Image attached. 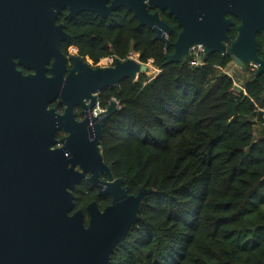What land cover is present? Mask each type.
Returning <instances> with one entry per match:
<instances>
[{
	"label": "water",
	"instance_id": "1",
	"mask_svg": "<svg viewBox=\"0 0 264 264\" xmlns=\"http://www.w3.org/2000/svg\"><path fill=\"white\" fill-rule=\"evenodd\" d=\"M107 1L0 0V264H111L151 194L144 188L129 194L125 180L103 160L100 139L116 104L96 117L86 112L92 113L99 93L135 82L148 65L127 58L93 68L72 55L67 71L60 47L70 36L56 24L63 9L69 18L83 12L106 17L123 6L165 50L173 48L167 63H181L199 47L202 57L229 55L242 72L253 65L255 76L264 74V47L259 51L256 41L264 34V0H159L180 28L172 44L166 37L171 29L158 12L146 11L145 0H113L105 7ZM227 15L239 22L233 40ZM16 66L32 73L23 75ZM55 101L64 106L62 113ZM75 107L83 108L82 122L75 121ZM61 131L66 136L58 142ZM81 181L98 196L108 195L110 204L99 210L91 202L86 217L74 210Z\"/></svg>",
	"mask_w": 264,
	"mask_h": 264
},
{
	"label": "trees",
	"instance_id": "2",
	"mask_svg": "<svg viewBox=\"0 0 264 264\" xmlns=\"http://www.w3.org/2000/svg\"><path fill=\"white\" fill-rule=\"evenodd\" d=\"M63 26L64 52L93 65L135 54L158 70L100 96L102 107L111 97L119 102L100 139L105 164L129 194L151 190L111 264H264V74L239 77L231 56L217 52L198 66L191 57L167 63L173 48L165 52L125 10L83 12ZM173 26L171 43L180 31ZM228 36L235 38V26ZM256 41L260 51L264 34ZM234 86L242 88L238 96ZM74 196V210L84 214L92 201L99 209L110 201L83 181Z\"/></svg>",
	"mask_w": 264,
	"mask_h": 264
},
{
	"label": "flooded vegetation",
	"instance_id": "3",
	"mask_svg": "<svg viewBox=\"0 0 264 264\" xmlns=\"http://www.w3.org/2000/svg\"><path fill=\"white\" fill-rule=\"evenodd\" d=\"M112 1L113 0H108L106 3H105V7H110L111 6V4H112ZM165 0H162V2H164ZM232 3H233V1L234 0H230ZM145 9H146V11L149 13V14H153V13H155V12H158L159 13V15H160V18H161V20L171 29V32H170V34L168 35V36H166L167 37V39H168V41H169V43L170 44H172L171 42H170V37L173 35V33H174V26H173V22H175L176 23V21L174 20V18L172 17V16H169L168 15V13H167V10L166 9H160L158 6H159V4L161 3L159 0H154L153 1V5H151V4H149L148 2H147V0H145ZM118 10H125L126 12H129V13H131L130 11H128L126 8H124L123 6H120V7H116V8H114V9H111L110 10V14L112 15V13L113 12H115V11H118ZM81 14V13H80ZM132 14V13H131ZM67 15H68V9L67 8H65V9H63L62 10V12H61V14L60 15H58V17H57V20H56V24H62L63 25V21L65 20V19H73V18H69V17H67ZM79 15V14H78ZM110 15V16H111ZM63 16V17H62ZM110 16H106V17H110ZM132 16H133V14H132ZM227 18H231V20H232V23H233V27L235 26H237L238 24H239V22H238V24H235V21H233L234 19H236V18H234V17H231V16H229V15H227L226 16ZM62 18V19H61ZM75 18V17H74ZM60 20V21H59ZM237 20V19H236ZM238 21V20H237ZM177 24V23H176ZM178 26V25H177ZM179 27V26H178ZM232 28V27H231ZM230 28V29H231ZM63 29H64V26H63ZM179 33V32H178ZM63 43H65V42H63ZM62 43V44H63ZM62 44H61V46H62ZM165 46V45H164ZM171 47V46H170ZM169 47V48H170ZM172 48V47H171ZM60 51H61V53H63V55L66 57V59H67V61H66V65H67V71L68 70H70L71 69V67H72V62L69 60V57L70 56H72V55H75V56H77V57H79L77 54H76V52L74 51V50H68L67 52L65 51L64 52V50H63V48L61 49V47H60ZM165 52H167V50H165ZM79 58H81V57H79ZM83 61H85V62H87L89 65H91L93 68H96V67H104L103 66V64H102V60H100L97 64H91L90 62H88V61H86L85 59H83V58H81ZM16 68H17V70H20V71H22V74L23 75H27V74H29V73H32L31 71H27V70H25L24 68H22V67H20V66H16ZM102 93V92H101ZM101 93H99L98 95H97V97H96V101H95V107H94V109H93V111H92V113H89L87 110H86V112L88 113V115H90V116H98V115H100L101 113H103L106 109H107V107L109 106V104L111 103V102H114L115 104H116V109L117 110H119V102L114 98V97H111L110 99H109V101H108V103H107V105L105 106V107H102L101 106V104H100V96H101ZM89 103L87 102V105H88ZM55 105V106H54ZM53 107H55V109H56V111L58 112V113H62L63 112V110H64V106L63 105H61V106H58L57 105V101H55V103L53 104ZM98 109V110H97ZM73 112H74V114H75V121L76 122H82L83 120H84V118H85V115H84V111H83V108H81V107H75L74 109H73ZM90 116H87L89 119H90ZM106 124V123H105ZM66 136V133H64V132H59V133H57L56 134V140L59 142L61 139H63L64 137ZM100 179L101 180H106L105 179V177L104 176H101L100 177ZM83 182H85V181H83ZM90 189H92V190H96V193H97V195H98V190L96 189V188H93V187H90L88 184H86ZM105 196H108V195H103V196H99V197H105ZM109 197V196H108ZM110 198V197H109ZM93 202V201H92ZM95 202V201H94ZM110 204V201H109V203L108 204H106L103 208H101V209H99V210H103L106 206H108ZM89 205V204H88ZM87 205V206H88ZM86 206V207H87ZM98 207V206H97ZM85 217H86V212H85Z\"/></svg>",
	"mask_w": 264,
	"mask_h": 264
},
{
	"label": "built area",
	"instance_id": "4",
	"mask_svg": "<svg viewBox=\"0 0 264 264\" xmlns=\"http://www.w3.org/2000/svg\"><path fill=\"white\" fill-rule=\"evenodd\" d=\"M201 56H202V52H201V49L199 48V47H194V48H192L191 50H190V54H189V57H191V59L189 60V65L190 66H198L199 65V62H200V59H201ZM188 57V58H189ZM116 58L115 57H112V56H110V57H108V58H104L103 60H102V64H103V66L104 67H109V66H112L113 64H114V60H115ZM248 67H250V70L251 71H253V72H255V67L253 66V65H249ZM234 68H236V66L234 65ZM238 69V68H237ZM237 87H240V86H234L233 88H232V93L234 94V95H237L238 96V94H240L241 92H242V90L241 91H239L238 89H237ZM241 88V87H240ZM242 89V88H241ZM98 110V109H97Z\"/></svg>",
	"mask_w": 264,
	"mask_h": 264
},
{
	"label": "rangeland",
	"instance_id": "5",
	"mask_svg": "<svg viewBox=\"0 0 264 264\" xmlns=\"http://www.w3.org/2000/svg\"><path fill=\"white\" fill-rule=\"evenodd\" d=\"M128 58H132V59H134V60H137V55H135V54H131ZM137 61H138V60H137ZM246 70H247V72L251 71V70H250V67H247ZM239 71H241V70L236 68V69H234L233 72H235V75H237V76L240 77V73H239ZM157 72H158L157 69H155V68L152 67L150 64H148L147 72H146L145 74H143V75H145L146 77L150 78V77L156 75ZM242 73H243V72H242ZM245 76H247V78H248V77H249V74L244 75V78H245ZM244 78H243V79H244ZM136 81H138V79H137ZM136 81H135V82H136ZM256 128H257V127H256Z\"/></svg>",
	"mask_w": 264,
	"mask_h": 264
}]
</instances>
